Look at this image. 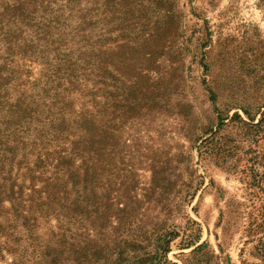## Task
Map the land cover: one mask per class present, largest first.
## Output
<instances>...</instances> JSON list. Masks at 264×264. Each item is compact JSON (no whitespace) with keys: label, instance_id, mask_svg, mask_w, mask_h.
<instances>
[{"label":"rangeland","instance_id":"374dc122","mask_svg":"<svg viewBox=\"0 0 264 264\" xmlns=\"http://www.w3.org/2000/svg\"><path fill=\"white\" fill-rule=\"evenodd\" d=\"M0 264H264V0H0Z\"/></svg>","mask_w":264,"mask_h":264},{"label":"trees","instance_id":"16d2710c","mask_svg":"<svg viewBox=\"0 0 264 264\" xmlns=\"http://www.w3.org/2000/svg\"><path fill=\"white\" fill-rule=\"evenodd\" d=\"M237 117V116H236ZM204 244H202V245H200L199 247H198V249H201V247L203 246Z\"/></svg>","mask_w":264,"mask_h":264}]
</instances>
